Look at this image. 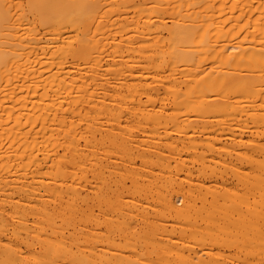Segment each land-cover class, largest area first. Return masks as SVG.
Returning <instances> with one entry per match:
<instances>
[{"label": "bare ground", "instance_id": "bare-ground-1", "mask_svg": "<svg viewBox=\"0 0 264 264\" xmlns=\"http://www.w3.org/2000/svg\"><path fill=\"white\" fill-rule=\"evenodd\" d=\"M0 264H264V0H0Z\"/></svg>", "mask_w": 264, "mask_h": 264}, {"label": "rangeland", "instance_id": "rangeland-1", "mask_svg": "<svg viewBox=\"0 0 264 264\" xmlns=\"http://www.w3.org/2000/svg\"><path fill=\"white\" fill-rule=\"evenodd\" d=\"M136 134H137V133H136ZM138 165H140V163H138ZM180 176H181V175H180ZM180 176H179V175H175V176H174L173 180H175V183H176V181H178V182L180 181V182H181L180 178L184 177V175H182V177H180ZM175 177H176V178H175ZM179 177H180V178H179ZM178 178H179V180H178ZM110 179H111V182H110V183L112 184V182H113L112 187H114L115 184H114V181H113V180L115 179V176H112ZM176 179H177V180H176ZM178 182H177L176 184H178ZM129 184H130V183L128 182L127 185H129ZM96 211H99V210L96 209Z\"/></svg>", "mask_w": 264, "mask_h": 264}]
</instances>
